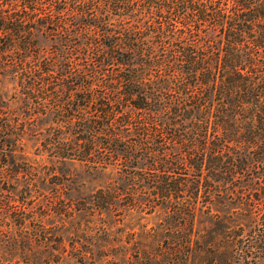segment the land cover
I'll use <instances>...</instances> for the list:
<instances>
[{"label": "trees", "instance_id": "obj_1", "mask_svg": "<svg viewBox=\"0 0 264 264\" xmlns=\"http://www.w3.org/2000/svg\"><path fill=\"white\" fill-rule=\"evenodd\" d=\"M3 82L26 121L0 109L1 168L36 129L50 158L115 169L97 208L208 224L145 264L264 260V0H0Z\"/></svg>", "mask_w": 264, "mask_h": 264}, {"label": "rangeland", "instance_id": "obj_2", "mask_svg": "<svg viewBox=\"0 0 264 264\" xmlns=\"http://www.w3.org/2000/svg\"><path fill=\"white\" fill-rule=\"evenodd\" d=\"M12 98V84L1 83L0 109L26 121L22 103ZM42 123L50 125L46 119ZM44 136L25 129L13 153V170L18 173L1 168L0 161V264H145L159 259L154 248L184 243L180 240L190 231L206 227L202 233L209 240L203 219L192 230L188 222L181 226L169 220L163 225L169 217L163 210H127L121 207L124 197L110 209L97 208L93 194L120 184L115 169L94 170L76 161L50 158L40 147ZM212 235L211 242L220 240Z\"/></svg>", "mask_w": 264, "mask_h": 264}]
</instances>
